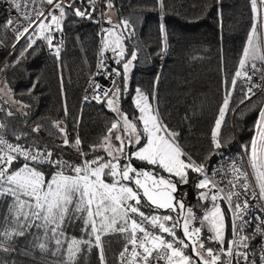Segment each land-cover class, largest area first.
I'll use <instances>...</instances> for the list:
<instances>
[{
  "label": "snow or ice",
  "instance_id": "1",
  "mask_svg": "<svg viewBox=\"0 0 264 264\" xmlns=\"http://www.w3.org/2000/svg\"><path fill=\"white\" fill-rule=\"evenodd\" d=\"M0 2L9 6L8 17L0 28L13 33L12 50L17 51V45L23 41L17 59L12 65L5 63L0 71L19 64L21 59L27 58L26 54H36L40 48L38 41L59 61L64 41L54 42L55 33L63 32L69 16L92 19L97 11V0ZM156 4L163 13L164 0H156ZM249 4L252 23L237 68L231 80L224 81L228 90L212 130L216 150L226 146L221 143L220 129L226 113L234 110L230 109V104L238 82H243L241 104L251 100L257 92L264 95V0H249ZM113 7V0H106L105 8ZM101 15L107 16L104 12ZM107 23L112 26L101 30L100 59L95 75H100L107 67L104 53L110 51L120 68L113 67L105 75L119 77L121 82L118 84L113 79L112 88H105L94 79L89 82L90 88L99 90L91 98L97 103H106L116 114L100 144L89 146L92 155L83 151L78 134L70 139L63 120L52 121V126L63 137L62 145L78 152L79 163L63 159L39 136L12 131L0 123V208L4 209L0 218V252L10 256L17 251L16 243L20 238L31 237L28 243L32 248L57 257L54 264H78L79 259L93 249L97 250L99 264H109L104 238L118 234L124 244L116 264H160L161 261L164 264H233L236 257L246 264H255L249 261L247 252L238 249H248L256 235L264 240V219L252 236L243 234L250 223L245 219L251 207L249 198L264 201V103L249 109L256 111L257 116L249 142L242 145L240 158L247 157L251 173L233 159L226 168L216 169L209 175L206 161L193 158L179 142V132L169 126L159 107L152 102L156 99L154 94L150 100L148 93L135 88L133 102L139 114L131 119L120 109L121 95L128 91L133 62L138 59V52H129L125 45V40L135 34V26L124 18L113 24L111 17H107ZM218 24L223 29L222 13H218ZM159 32L163 54L168 50V32L163 23ZM0 46H4L3 40ZM61 90L63 92L62 78ZM88 99L84 97L85 101ZM63 109L67 117L66 103ZM7 115L14 113L9 111ZM42 127L36 124L31 132L38 134ZM9 133L11 140L7 138ZM101 151L106 156L100 155ZM190 183H194L199 192L196 207L203 209L202 214L196 207L186 205L183 199L186 193L179 191L181 186ZM222 183L240 191H225V187L220 186ZM221 202L226 203L227 208H222ZM261 208L264 209V204ZM177 209L182 213L180 218L157 213V210L173 213ZM228 212L232 214L233 238L226 241ZM77 224L80 225L79 237L68 232ZM212 243L219 247H212ZM188 250L192 255L186 254ZM260 251L261 264H264V243ZM25 254H29L28 250ZM0 264L12 262L0 258Z\"/></svg>",
  "mask_w": 264,
  "mask_h": 264
},
{
  "label": "trees",
  "instance_id": "2",
  "mask_svg": "<svg viewBox=\"0 0 264 264\" xmlns=\"http://www.w3.org/2000/svg\"><path fill=\"white\" fill-rule=\"evenodd\" d=\"M105 3L106 0H98L97 5L101 7V12L107 14L103 16L106 29L110 25L107 17H111L115 24L122 18L129 19L135 26V34L125 40V45L129 52H138V59L133 62L128 91L121 95L122 110L131 118L139 114L133 102L135 88L139 87L149 94L150 100L155 95L156 99L152 102L159 107L169 126L179 132V142L185 150L198 161H206L209 175L216 169L226 168L233 159L244 166L246 157L240 158L243 154L242 145L249 142L257 116L256 111L249 109L264 103V95L257 92L251 100L241 104L239 101L243 93L240 87L243 82H238L230 104V109L234 110L226 113L220 129L221 143L225 147L219 150L214 148L212 130L228 90L224 81H230L237 68L252 23L249 0H164L163 13L156 0H113L114 7L111 10L105 8ZM218 13L223 15V29L218 24ZM7 17L5 10L0 7V25ZM97 17L98 11H95L92 19L75 16L66 19L59 61L47 54L45 45L38 41L40 48L36 54H26L27 58L21 59L19 64L0 71V89L6 88L10 96L8 98L0 91L1 123L12 131L39 136L54 152L72 163H79L80 156L73 147L62 145L63 137L52 126V121L63 120L70 139L78 134L83 151L89 152V146L101 142L116 116L106 103L84 101V87L96 70L98 58ZM161 23L168 32V50L163 54L160 52ZM0 40L4 42V46H0V67L5 63L12 65L23 41L17 45V51H13V35L10 30L3 28H0ZM112 57L113 54L107 52L106 64L120 68ZM115 80L118 84L121 82L119 77H115ZM33 85L36 86L33 88ZM65 103L69 109L67 117L63 109ZM9 111L14 115H7ZM77 119L79 123H76ZM36 124L43 126L38 134L31 132ZM7 138L12 139L10 133ZM208 157L211 158L206 160ZM221 185L225 186L224 183ZM228 187L231 189L230 185ZM231 190L240 191L239 188ZM188 192L190 205L196 207L199 192L194 183L190 184ZM249 199L251 207L245 219L250 223L243 234L252 236L258 231L260 220L264 219V210L259 199ZM221 205L227 208L226 203L221 202ZM196 210L200 214L203 212L198 207ZM157 212L166 213L165 210ZM231 221L232 214L228 212L226 241L233 238ZM30 239L20 238L16 243L17 251L10 256L0 252V258L10 260L12 264H54L57 257L52 256L51 252L41 253L38 248H32L28 243ZM262 243L264 240L256 235L248 249L240 248L238 251L247 252L249 261L261 264ZM211 246L219 247L216 243ZM26 250L29 254H25ZM237 260L239 264H246L239 257L233 260V264H237Z\"/></svg>",
  "mask_w": 264,
  "mask_h": 264
},
{
  "label": "rangeland",
  "instance_id": "3",
  "mask_svg": "<svg viewBox=\"0 0 264 264\" xmlns=\"http://www.w3.org/2000/svg\"><path fill=\"white\" fill-rule=\"evenodd\" d=\"M113 24H115L113 22ZM112 25H109V28L111 27ZM132 70V69H131ZM129 84V82H128ZM110 88V87H109ZM6 89V88H5ZM3 89L2 92L8 96V98H10V96L8 95V92L7 90ZM135 97V96H134ZM119 107L120 109L122 110L121 108V102L119 104ZM123 111V110H122ZM124 112V111H123ZM129 119H131V117H129ZM114 143H116L115 141H113ZM100 144V143H99ZM131 146H129V150H130ZM100 155H105L106 156V153H104L103 151H101L99 153ZM138 163V162H137ZM244 167L249 171V173H251V169L248 168L247 166V157L244 159ZM231 178V177H229ZM191 184V183H190ZM190 184L188 185H183L180 187L179 191L180 193H186V195L183 196V199L186 203V205H190L189 201H188V187L190 186ZM221 187H225V186H222L220 185ZM230 187L226 188L225 187V191H228V190H231L229 189ZM257 192H258V188L255 189ZM260 202V205L261 204H264V201L262 200H259ZM211 205H209L210 207ZM222 207V205H221ZM264 210V209H263ZM3 212H4V209L3 208H0V218H2V215H3ZM158 213V212H157ZM158 214H161V213H158ZM163 214H172L173 216H177V217H181L182 216V213H180V210L177 209L176 212H173V213H163ZM162 215V214H161ZM79 227L80 225L77 224V225H74V226H71L69 229H68V232L69 234L71 235H75L77 237H79L81 235L80 231H79ZM208 235H211L210 233H208ZM225 235H226V230H225ZM105 241H106V244H105V250H106V256L108 258V262L109 263H112V264H116V257L117 255L119 254V252L122 250L123 248V244H124V241L122 239V237L118 234H114V235H110V236H106L105 238ZM88 263H98L99 264V260H98V254H97V250L96 249H93L92 252L90 254H86L84 256H82L79 261H78V264H88Z\"/></svg>",
  "mask_w": 264,
  "mask_h": 264
},
{
  "label": "built area",
  "instance_id": "4",
  "mask_svg": "<svg viewBox=\"0 0 264 264\" xmlns=\"http://www.w3.org/2000/svg\"><path fill=\"white\" fill-rule=\"evenodd\" d=\"M97 2H98V0H97ZM0 7L1 8H3L4 10H5V12L7 13V15H8V4L7 3H3V2H0ZM96 8H97V11H98V17H97V19H96V22L98 23V25H99V33H98V36H99V43H98V58H97V64H98V61H99V59H100V57H99V50H100V47H101V37L103 36V33H102V29H106L105 27H104V21H103V16L101 15V7L100 6H98L97 4H96ZM13 15H15V11L13 10V13H12ZM11 32V31H10ZM11 34L13 35V33L11 32ZM55 41L54 42H57V41H59V40H63L62 39V33L61 32H57V33H55ZM45 45V44H44ZM63 48V47H62ZM45 49H46V52H47V54H49V55H52L51 54V52H50V50L46 47V45H45ZM61 51H62V49H61ZM106 55H107V52H105L104 53V56L106 57ZM105 61H106V59H105ZM97 64H96V70H95V72L91 75V77L89 78V80L87 81V83H86V85H85V87H84V90H85V95H84V97L85 96H88L89 97V99L87 100V101H85L86 103H90V102H92L93 101V99L91 98L95 93H98L99 92V90L97 89V90H94L93 88H90L89 87V82H90V80H95L97 83H100L103 87H105V88H109V87H111V85H112V81H113V79H115V77L113 76V77H106V75H105V73L107 72V71H109L111 68H113V67H109L107 64H106V62H105V64H106V68L101 72V74L100 75H95V73L97 72ZM116 68V67H115ZM254 79H256L255 77H254ZM253 97V96H252ZM0 114H1V106H0ZM0 123H1V117H0ZM172 215V214H171ZM178 235H180L179 233H178ZM186 254H188V255H192V253H191V251L190 250H188L187 252H186ZM160 264H164V262H160Z\"/></svg>",
  "mask_w": 264,
  "mask_h": 264
}]
</instances>
